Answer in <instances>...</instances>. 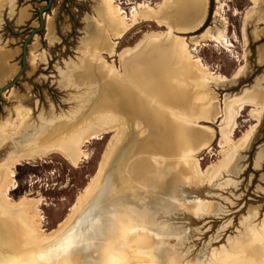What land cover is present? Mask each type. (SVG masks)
I'll list each match as a JSON object with an SVG mask.
<instances>
[{"label": "rangeland", "instance_id": "1", "mask_svg": "<svg viewBox=\"0 0 264 264\" xmlns=\"http://www.w3.org/2000/svg\"><path fill=\"white\" fill-rule=\"evenodd\" d=\"M46 1L3 0L0 7L1 70H10L13 67L19 70L23 48L26 47L25 71L12 87L15 89V95L10 97L7 91L0 97V121L7 117H16L15 109L18 106L29 108L30 119L22 132L23 138H29L51 123L68 124L71 119H79L92 111L99 100H102L115 109H126L130 122L133 119L130 112L138 105L150 133L140 140L134 126L129 124L126 137L117 147L103 175L101 183L103 197L99 193L98 199L101 201L102 198L106 204L97 206L88 214V217L57 236L54 242H59L58 245L44 248L47 244H40L32 249V245L16 242L11 231L0 226V264H29L31 261L32 264H101L105 262L109 264L123 252L116 243L107 242L108 239L105 237L107 228L104 227L105 224L100 223L97 209L104 211L108 218L113 216L119 218L120 223L122 220L125 222L124 218L128 211L136 215H145L147 211L156 213L160 219L159 222H162L160 227L164 229L165 236L160 246L171 251L167 249L169 254L161 256L162 264H186L187 262L195 264L194 261L201 255L211 257L213 252L227 249L230 243L242 239L244 233L249 230L247 228L262 225L264 222V154L259 165H257V158L261 149L264 152V114L250 147L240 152L237 174L224 173L213 184L195 182L196 185L191 183L184 186L185 184L183 185L179 177L173 173L174 166H171L168 172L162 173L159 182L155 183L156 186L139 192L134 187L131 189L132 187L124 182V163L128 156L133 154L132 152H136L140 146L143 147L145 142L151 139L153 141L158 135L160 144L167 142L166 118L161 111L153 109L146 98L141 99L133 94L130 98L122 91L104 82L101 83L97 70L92 69L94 61L89 56L90 49L87 50V48H93L94 39L102 35L97 27L98 19H101L100 14L107 26L111 24L107 17V8L102 3L103 0H52L51 7L42 14V29L34 32L40 27L39 12L46 5ZM115 1L131 20L134 12L148 11V6L159 8L164 2V0ZM222 3L223 6L216 16L217 1H208L205 21L200 30L194 34H178L173 30L163 40L172 56L176 50V45L170 44L172 35L197 40V36L203 31L207 28L211 29L212 39L201 37L198 39V45L190 43L189 47L195 58L202 60L213 72L229 78L227 82L211 86L219 100V107L224 106L225 94H227L226 98H234L264 76V63L259 62L260 50L264 48V35L257 39L254 31L255 28L264 25L256 20L253 21L248 27V45L245 46L242 40V20L244 12L251 5L250 0H222ZM22 10L28 13V18L20 23L18 14ZM48 15L51 16V37H47L46 31ZM193 18L184 16L181 23L190 24ZM162 31L167 29L157 26L152 21L140 22L118 41L117 50L121 51L135 45L147 32ZM36 35L38 43L33 44ZM8 51L12 53V56L3 57V54ZM31 51L39 57L36 68L29 66L27 58ZM103 55L109 62L114 60L119 65L118 56ZM242 65L246 66L244 74L240 78H233L234 73ZM167 70L166 76L179 75V67L175 61L169 63ZM180 74L184 76V72L181 71ZM14 76L1 78L0 86L10 82ZM184 79L188 80L187 77ZM101 84L104 85L101 86ZM261 84L264 89V79ZM113 94L115 97L112 96ZM250 109L251 107L247 106L242 110L237 120L234 138L240 137L255 123L249 115ZM219 122L221 121L214 124L203 122L200 124H207L219 131L221 127ZM111 135L87 143L84 160L78 167L72 166L59 154L18 165L15 169L16 188L8 193L9 197L17 201L23 195L29 194L30 198L39 199L38 209L43 217V228L46 231L53 230L67 216L78 193L85 189L96 173ZM217 137L210 148L203 150L197 157L203 170L221 156L223 148L220 147V136L217 135ZM16 145L17 142L12 141L0 149V161ZM170 161L172 162L173 159ZM195 198L212 201L213 211L198 217L188 209L178 207V203H189ZM250 208L257 211L254 217L248 213ZM76 228L77 233L74 235Z\"/></svg>", "mask_w": 264, "mask_h": 264}, {"label": "bare ground", "instance_id": "2", "mask_svg": "<svg viewBox=\"0 0 264 264\" xmlns=\"http://www.w3.org/2000/svg\"><path fill=\"white\" fill-rule=\"evenodd\" d=\"M208 1L164 0L159 8L148 6V11L134 12L132 20L116 4L115 0H103L102 2L107 8V17L111 24L107 26L100 14L101 19H98L99 26L97 27L101 30L102 35L94 39L93 48L86 47L87 50L90 49L89 56L94 61L92 69L97 70L101 83L104 82L112 88L122 91L130 98L132 94L141 99L146 98L153 109L161 111L166 118L167 142L160 144L158 135L154 139L156 142L151 141L152 139L145 142L143 147L140 146L136 152H132L133 154H130L124 163V182L130 185L131 189L133 187L137 189L138 192L156 186L155 183L159 182L162 173L168 172L171 166H174L173 173L179 177L183 185L185 184L184 186L195 182L213 184L224 173L237 174L240 152L250 147L257 127L260 125L264 114V89L261 87L264 76L260 77L252 87L246 88L242 94L234 98H226L227 94H225L224 106L219 107V100L211 86L227 82L229 78L213 72L202 60L195 58L189 47L190 43L198 45V39L201 37L212 39L210 28L197 36V40H189V37L186 36L172 35L170 44L176 45L172 56L168 46L163 43L164 38L173 30L178 34H194L200 30L207 16ZM216 1L218 3L217 16L223 3L222 0ZM250 2L251 5L244 12L242 20V40L245 46L248 45L250 24L256 20L259 24L264 25V0H250ZM2 3L3 0H0V7ZM184 16L194 17L193 22L190 24L181 23ZM27 18L28 13L24 10L18 14L20 23ZM151 21L159 27H165L167 31L147 32L135 45L121 51L117 50L118 41L133 27L140 22ZM50 24L51 16L48 15L46 17L47 37H51ZM255 29L257 39L264 35V26ZM37 43L38 36L36 35L33 44ZM103 54L108 57L118 56L119 65L114 60L111 62L106 60ZM5 55L11 57L12 53L8 51L3 54V57H6ZM246 55L245 51L244 56L246 57ZM27 59L29 66L36 68L39 63L38 55L31 51ZM171 61H175L178 65L179 77L171 75L170 71L168 72L170 75L166 76L167 67ZM259 62L264 63V48L260 50ZM245 69V65L240 66L233 78H240ZM16 70L17 67L10 70H1L0 68V79L7 76L11 78L18 72ZM181 71L184 72V76L180 74ZM186 77L188 80L184 79ZM7 93L11 97L16 92L12 88ZM136 106L130 112L133 117L130 122L126 109H115L99 100L92 111L79 119H71L68 124L64 122H58L57 125L51 123L29 138L22 137V132L31 115L29 108L18 106L15 109L16 117H7L0 121V149L12 141L17 142L16 147L0 161L1 228L9 229L14 240L18 243L32 245V249L35 245L47 244L44 247L47 248L50 245H58L59 242H54L57 236L84 220L97 206L106 204L102 198L101 201L98 199L99 193L102 194L103 175L117 147L126 137L129 124L134 126L140 140L150 133L142 119L139 106ZM247 106L251 107L249 115L255 120V123L240 137L234 138L237 120L241 116L242 110ZM218 121H221L219 122L221 126L219 131L207 124H200L202 122L214 124ZM109 134L112 135L96 173L85 189L78 193L67 216L53 230L46 231L43 228V217L39 214L38 209L39 199L30 198L29 194L23 195L17 201H13L9 197L8 193L16 188L15 169L18 165L59 154L72 166L78 167L84 160L86 144ZM217 135L220 136V147L223 148L221 156L203 170L197 157L203 150L210 148L218 138ZM263 154L261 149L258 152L257 165L262 161ZM170 159L173 161L171 162ZM178 207L188 209L193 215L201 217L213 211L214 203L210 200L195 198L189 203H178ZM217 208L219 209V207ZM97 211L100 223L105 224L104 227L107 228L105 233L107 242L116 243L123 252L109 264H162L161 256L169 254L170 250L160 246L165 236L164 229L160 227L162 222H159L160 219L156 213L147 211L145 215H136L130 214L128 211L124 218L125 222L122 220V224L119 218L114 216L108 218L101 209L100 211L97 209ZM248 213L254 217L257 211L250 208ZM77 228L74 230V235L77 233ZM247 229L249 230L244 233L242 239L233 241L227 249L213 252L211 257L201 255L194 261L195 264H264V222L262 225L251 226ZM29 264H32V261ZM186 264L192 263L187 262Z\"/></svg>", "mask_w": 264, "mask_h": 264}, {"label": "water", "instance_id": "3", "mask_svg": "<svg viewBox=\"0 0 264 264\" xmlns=\"http://www.w3.org/2000/svg\"><path fill=\"white\" fill-rule=\"evenodd\" d=\"M52 4V0H47L46 1V5L43 6L39 12V18H40V27L36 28L34 30V32L40 31L43 27V18H42V14L43 12H45L46 10H48L51 7ZM25 67H26V47L24 46L23 48V54H22V62H21V67L18 70V72L16 73V75L12 78V80L8 83H6L3 86H0V97L7 92L9 89H11L16 82L18 81V79L22 76V74L25 71Z\"/></svg>", "mask_w": 264, "mask_h": 264}]
</instances>
